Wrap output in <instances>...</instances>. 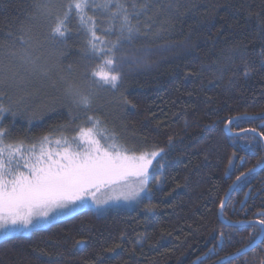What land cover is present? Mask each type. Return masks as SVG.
<instances>
[{
    "label": "trees",
    "instance_id": "1",
    "mask_svg": "<svg viewBox=\"0 0 264 264\" xmlns=\"http://www.w3.org/2000/svg\"><path fill=\"white\" fill-rule=\"evenodd\" d=\"M70 2L0 0L6 142L70 138L94 116L131 149L163 148L164 168L153 171L151 197L134 208L87 207L2 239L0 264H213L246 247L259 229L221 222L220 202L236 176L263 162L264 144L225 125L264 112V0H84V23L73 11L69 32L54 37L55 16ZM125 13L134 32L116 49L121 79L116 89L100 86L91 71L104 57L88 47L89 21L100 41L115 42ZM100 41L98 48L111 46ZM69 85L92 92L90 109L73 103ZM261 125L242 119L232 130L264 132ZM245 143L252 148L242 150ZM261 213L264 168L239 183L224 208L232 220ZM224 264H264V240Z\"/></svg>",
    "mask_w": 264,
    "mask_h": 264
},
{
    "label": "snow or ice",
    "instance_id": "2",
    "mask_svg": "<svg viewBox=\"0 0 264 264\" xmlns=\"http://www.w3.org/2000/svg\"><path fill=\"white\" fill-rule=\"evenodd\" d=\"M84 6V0H72L66 6L63 15L55 16L51 28L53 36L61 38L66 36L73 11L83 24L84 17L81 14ZM89 24L88 47L93 54L104 57L102 63L92 69L91 78L100 86L116 89L121 79L120 73L116 71V49L125 33L128 39H131L134 28L125 13L118 29L120 37L115 42H107L100 41L97 36L95 21L90 20ZM98 41L111 46L98 48ZM66 91L77 107L85 110L91 108V91L84 92L71 85ZM7 111L9 109L0 104V117ZM253 118L264 119V116L229 118L227 120L229 134H232L230 125L235 120ZM85 119L91 126H77L76 134L72 137L52 139L45 135L37 144L27 148L21 141L6 142L10 133L0 127V233L5 237L10 231L37 229L42 222L52 221L58 215L76 214L89 201L102 209L120 200L139 203L151 197L150 174L154 170L163 171L164 165L161 161L166 155L164 149H131L120 142L118 134L102 127V121L98 118L86 115ZM243 131L258 137L260 143H264V132L254 128ZM171 143L170 140L169 144ZM52 145L55 147H51ZM241 148L245 151L250 150L252 144L245 143ZM233 158H236L235 153ZM231 162L230 159L229 164ZM258 166L264 167V163L257 161L253 168L241 172L230 188L238 187L242 178L251 174ZM155 187L159 190V180ZM102 190L112 192L113 195L98 196L97 193ZM223 206L222 200L221 209ZM151 210L148 209L149 212ZM249 223L259 229L253 232L247 245L251 248L255 246L257 240H264V219ZM220 236L223 238L224 233L221 232ZM243 250L238 249L237 254Z\"/></svg>",
    "mask_w": 264,
    "mask_h": 264
},
{
    "label": "water",
    "instance_id": "3",
    "mask_svg": "<svg viewBox=\"0 0 264 264\" xmlns=\"http://www.w3.org/2000/svg\"><path fill=\"white\" fill-rule=\"evenodd\" d=\"M243 116H248V117H261V116H264V112H263V113H260V114H249V113L238 114V115L232 116V117H230V118H234V117H243ZM239 120H242V119H239ZM239 120H235V121L230 125L231 133H232V134H230V135H232V136H240V135L245 134V132H244L243 130H246V129H243V130H235V131L232 130V125H233L235 122L239 121ZM225 129H226L227 133L229 134L227 123H226V125H225ZM248 129H253V128H248ZM263 144H264V143H263ZM262 163H264V160H263ZM262 168H264V167H259V166H258V167L255 168V170H254L252 173L257 172V171H259V170L262 169ZM252 173H251V174H252ZM251 174H249V175H251ZM249 175H246L244 178H242V180H241L239 183H241V182H242L244 179H246ZM233 191H234L233 188H229V190H228V192H227V194H226V196H225V198H224V200H223V201H224L223 209H221V207H220V210H219V216H220V220H221V222H223L224 224L229 225V226H240V225H252V224H250L249 222H254V221H258V220H260V219H258V218H256V219H244V220H232V219H229V218H227V217L225 216V214H224V208H225V205L227 204V202H228V200H229V198H230V196H231V194H232ZM247 196H248V194H247ZM246 199H247V197L245 198L244 202L246 201ZM241 222H242V223H241ZM262 241H263V240H257L255 246H253V247H251V248H248V247L246 246V247L242 248V249H244V250H243L242 252H240L239 254H237V251H236V252H234V253H232V254H229V255H227V256L221 258L220 260L214 262L213 264H224L225 262H227V261H229V260H232V259H234V258H237V257L243 255V254H246V253L249 252L250 250L254 249V248H255L259 243H261ZM195 264H198V261H196Z\"/></svg>",
    "mask_w": 264,
    "mask_h": 264
},
{
    "label": "rangeland",
    "instance_id": "4",
    "mask_svg": "<svg viewBox=\"0 0 264 264\" xmlns=\"http://www.w3.org/2000/svg\"><path fill=\"white\" fill-rule=\"evenodd\" d=\"M60 138H61V137H60ZM55 139H58V138H55ZM101 142L104 143L103 140H102ZM34 144H37V143H34ZM34 144L27 145V144H24V143H23V145H24L25 148H27L28 146L34 145ZM51 147L54 148L55 145H52ZM152 174H153V172L150 174V181H151ZM253 174H254V173H253ZM251 175H252V174H251ZM150 181H149V187L152 188V192H153V187L151 186ZM97 195L100 196V197H105V196H107V195H113V193H112V192H105V191L102 190L101 192L97 193ZM137 204H138V203H135V202H133V203H128V202H125V201H123V200H120V201H118V202H112V203H110L109 205H107L106 207H104V208H102V209H99V208H97V206H96L92 201H89V203H88L86 206H84L82 209H80V210H78V211H81V210H83V209H85V208H87V207H93V208L96 209V211H98L99 213H105V212H107V211H109V210H111V209H117V208H130V209H131V208H134ZM70 215H72V214H70ZM70 215H58V216H56L52 221H49V222H42V223L40 224L39 227H45V226H48L50 223H52V222H54V221H56V220L62 219V218H66V217H68V216H70ZM39 227H38V228H39ZM33 230H34V229H32V230L19 229V230H15V231H10V232L7 234L6 237L13 236V235H19V234H30ZM6 237L4 236L3 233H0V241H1L2 239L6 238Z\"/></svg>",
    "mask_w": 264,
    "mask_h": 264
},
{
    "label": "bare ground",
    "instance_id": "5",
    "mask_svg": "<svg viewBox=\"0 0 264 264\" xmlns=\"http://www.w3.org/2000/svg\"><path fill=\"white\" fill-rule=\"evenodd\" d=\"M252 174H253V173H252ZM249 176H250V175H249ZM249 176H248V177H249Z\"/></svg>",
    "mask_w": 264,
    "mask_h": 264
}]
</instances>
